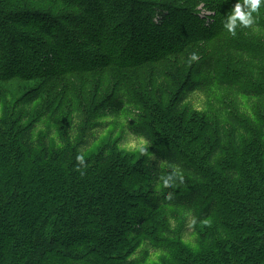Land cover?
<instances>
[{"label": "trees", "instance_id": "obj_1", "mask_svg": "<svg viewBox=\"0 0 264 264\" xmlns=\"http://www.w3.org/2000/svg\"><path fill=\"white\" fill-rule=\"evenodd\" d=\"M46 1L38 0L42 4ZM53 1L54 7L38 15L29 8L11 10L13 3L21 6L22 0H0V40L8 43L0 41V56L4 54L14 63L24 46L29 50L28 60L36 64L46 61L41 64L44 73L56 77L108 70L111 66L128 69L155 58L160 60L161 56L155 54L157 57L122 61L117 53L145 55L143 37L150 31L153 13L158 6L171 4L156 2L154 10L142 12L141 2L135 5V1L129 5L124 0ZM217 1L227 6L239 0ZM188 5H172L176 10L170 15L195 20V7ZM60 6L74 7L76 11L60 13ZM23 30L36 31L37 36L22 40ZM167 30L160 32L162 38ZM215 31L216 28L204 37L211 39ZM184 35L201 36L189 31ZM242 39L239 36L229 43V49L235 52H231V58H241L242 67L232 68L214 52L205 54L181 86L178 104L189 93L214 86L234 91L236 96L264 101V41ZM89 54L97 56L98 61L84 64ZM251 63L261 66L255 78ZM123 94L134 93L129 89ZM38 98L39 93L32 94L26 99L27 105ZM122 106L119 97L111 98L106 105L116 112ZM215 127L214 144L202 159H196L173 140H161L148 121L134 120L130 131L150 143L155 161L148 159L135 176L122 178L119 186L104 184L103 169L109 166V159L97 170L83 164L84 136L78 138L74 150L66 145L57 157H50L46 146L30 163L33 152L41 149L44 142L36 136L34 126L22 128L14 143L0 145V196L6 197L0 209V264H142L146 253L140 258H128L135 249L132 242L142 237L150 239L145 234V224L162 207L188 214L195 230L207 221L217 224L204 238L207 244L200 243V252L151 238L149 243L155 249L168 254L156 264H264V118L248 120L234 109L225 113L224 121H217ZM247 138L250 139L245 143ZM234 144L248 161L236 153L221 164L219 158L226 156ZM136 180L161 184L163 195L138 196L133 204H127L126 192L137 186ZM10 186H14L11 191ZM162 232L176 234L165 228ZM83 248L86 250L80 252Z\"/></svg>", "mask_w": 264, "mask_h": 264}, {"label": "rangeland", "instance_id": "obj_2", "mask_svg": "<svg viewBox=\"0 0 264 264\" xmlns=\"http://www.w3.org/2000/svg\"><path fill=\"white\" fill-rule=\"evenodd\" d=\"M52 1L48 0L42 4L38 0H22L21 6L13 3L11 10L23 7L25 11L29 8L31 11H36L33 12L34 14L42 15L49 11L50 7H54ZM124 1H127L128 5L132 4V1H135V5L141 2L142 12L147 8L154 10L153 7H157L156 2L171 4L158 6L157 12L153 13L150 31L143 37L146 38L142 44L145 55L122 56L121 51L117 53L122 61L134 62L144 56L157 57L155 54L161 56L160 60L155 58V61L128 69L111 66L108 70L69 73L56 77L44 73L46 70L41 64H45L46 61H39L36 64L28 60L29 50L24 46L22 52L18 54L20 58L13 60L14 63L9 62L11 59L2 54L0 56L1 146L9 142L14 143L17 132L22 128L34 126L36 136L44 144L41 149L33 152L31 163L43 153L46 146L49 147V156L57 157L66 145H71V149L74 150L78 138L84 136L86 141L81 148L83 164L89 169L97 170L98 166L109 159V166L103 169L104 184L119 186L122 178L127 175L135 176L136 171L142 169L148 159L152 158L155 161L150 143L130 131V123L134 120L148 121L161 140L171 139L185 147L196 159H202L214 144L215 125L219 120L224 121L225 113L235 109L240 114H244L248 120L264 118V101L236 96L234 91L215 86L206 91L191 92L181 104H178L181 86L190 78L193 65L205 54L214 52L232 68L242 67L241 58H231L232 53L235 52L229 49L230 40L242 36L244 37L242 41H248L249 38L258 42L264 41V5L258 13L253 14L251 25L247 27L238 25L233 34L225 25L234 12L235 3L230 2L225 6L224 1L217 0ZM238 2L243 6V1ZM187 4L195 7V20L185 15L178 14L177 19L170 15L176 10L175 7H187ZM66 11L75 12L76 9L60 6V13ZM46 16L54 18L52 15ZM124 17L126 19L129 17L127 12ZM177 26L183 29L179 30ZM145 28L146 26L144 30ZM215 28V35L211 39L204 37ZM163 29L168 30L164 32L165 36L162 38L160 32ZM30 31L31 34L23 30L20 38L23 40L26 39L25 36H37L36 31ZM187 31L201 36L188 38L184 35ZM0 41L4 45L8 44L3 40ZM83 60H85L84 64H89V60L98 61L97 56L91 54L85 55ZM227 60L231 61L227 62ZM246 62L243 64L245 65ZM256 64L251 63L250 66L253 78L261 68ZM129 89L134 94H123L128 93ZM139 92L140 94H137ZM35 93H39L38 100L31 106L27 105L26 99ZM113 97L121 98L123 103L122 109L118 112L106 107ZM255 127L253 126V130ZM249 139H245V143ZM253 139L254 137L251 140ZM261 143L264 144L262 141ZM236 153H240L241 158L248 161L241 148L238 151L237 145L234 144L227 150L226 156L219 158V162L222 164ZM136 182L137 186L126 192L129 195L127 204H133L134 198L138 196L163 195L161 190L164 188L161 184L140 180ZM13 187L10 186L9 191ZM5 198L3 195L0 196V209L3 207L1 202ZM113 204L115 203L112 201ZM216 224V221H207L199 224L198 229L195 230L193 220L188 214L162 207L146 222L145 234L153 240L159 239L170 244L175 242L187 250L200 252V243L207 244L204 238L214 230ZM164 228L176 234H165L162 232ZM150 239L142 237L133 241L132 246H135V249L128 254V258H140L146 253L142 264H156L160 258L168 256L166 252L155 249L149 243ZM84 250L86 248L80 252Z\"/></svg>", "mask_w": 264, "mask_h": 264}, {"label": "clouds", "instance_id": "obj_3", "mask_svg": "<svg viewBox=\"0 0 264 264\" xmlns=\"http://www.w3.org/2000/svg\"><path fill=\"white\" fill-rule=\"evenodd\" d=\"M264 5V0H243V6L237 2L234 12L229 16L225 27L235 34L236 27H247L253 23V14L258 13ZM195 58V57H194Z\"/></svg>", "mask_w": 264, "mask_h": 264}]
</instances>
